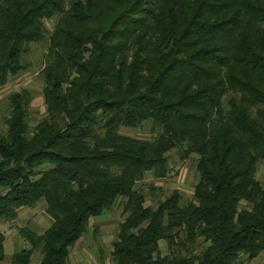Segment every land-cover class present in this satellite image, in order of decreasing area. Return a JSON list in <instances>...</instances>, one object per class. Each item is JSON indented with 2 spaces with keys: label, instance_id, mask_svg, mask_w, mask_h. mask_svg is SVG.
<instances>
[{
  "label": "trees",
  "instance_id": "16d2710c",
  "mask_svg": "<svg viewBox=\"0 0 264 264\" xmlns=\"http://www.w3.org/2000/svg\"><path fill=\"white\" fill-rule=\"evenodd\" d=\"M45 38L44 115L30 125L26 87L5 98L0 219L42 200L50 223L17 229L25 246L10 264L34 252V264H67L117 198L111 264H236L264 251V0H0V86ZM144 121L158 129L149 139L118 132ZM173 147L195 156L192 198L172 190L145 206L135 183L164 176Z\"/></svg>",
  "mask_w": 264,
  "mask_h": 264
},
{
  "label": "rangeland",
  "instance_id": "374dc122",
  "mask_svg": "<svg viewBox=\"0 0 264 264\" xmlns=\"http://www.w3.org/2000/svg\"><path fill=\"white\" fill-rule=\"evenodd\" d=\"M52 21L53 19L44 20L46 34L52 30ZM46 45L47 38L40 43L30 44L29 51L22 57V60L28 64L27 68L16 76L10 77L3 86H0V130L4 127L3 119L7 115L6 96L22 87L28 88L33 93L28 111L30 125L35 124L44 115V105L40 93L42 84L40 69L44 63ZM118 132L131 137L149 139L158 133V129L152 128L148 121H144L139 126L132 128L121 126ZM166 166L167 170L164 176L157 178L147 172L142 180L135 183V187L140 188L144 194L143 204L145 206L154 207L172 190L179 192L180 203L192 198L193 186L197 181L195 156L191 154L183 158L180 148L173 147L166 152ZM255 178L262 184L264 161H259L257 164ZM119 200L117 198L109 209L89 219L86 230L69 249L67 264H111V244L116 239L117 225L125 215ZM49 223L50 218L45 212V205L42 200L32 207L18 208L16 217L12 220L0 219V234L3 237V257L0 264H10L11 254L25 246L17 234L18 228L26 226L31 230L41 232ZM205 244L206 242L198 237L193 244L192 253L198 252ZM159 251L160 254L166 253L168 256L172 254L166 249L163 241H159ZM172 251L178 257L186 255L184 249L180 247L172 248ZM37 258L38 254L34 252L31 256V263L34 264ZM236 264H264V251L251 259L239 254Z\"/></svg>",
  "mask_w": 264,
  "mask_h": 264
}]
</instances>
